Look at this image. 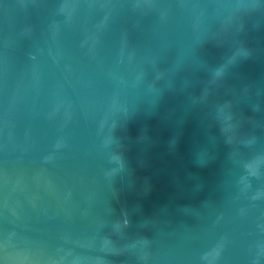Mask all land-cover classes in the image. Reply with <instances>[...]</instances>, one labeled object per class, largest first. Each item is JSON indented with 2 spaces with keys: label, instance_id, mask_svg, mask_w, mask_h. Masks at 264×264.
I'll return each instance as SVG.
<instances>
[{
  "label": "water",
  "instance_id": "95a60500",
  "mask_svg": "<svg viewBox=\"0 0 264 264\" xmlns=\"http://www.w3.org/2000/svg\"><path fill=\"white\" fill-rule=\"evenodd\" d=\"M0 264H264V0H0Z\"/></svg>",
  "mask_w": 264,
  "mask_h": 264
}]
</instances>
